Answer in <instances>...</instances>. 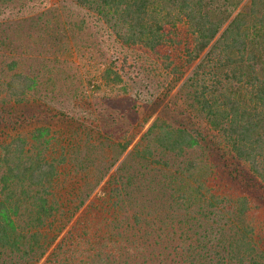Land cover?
I'll list each match as a JSON object with an SVG mask.
<instances>
[{"label":"trees","instance_id":"1","mask_svg":"<svg viewBox=\"0 0 264 264\" xmlns=\"http://www.w3.org/2000/svg\"><path fill=\"white\" fill-rule=\"evenodd\" d=\"M74 1L120 45L156 55L175 81L186 80L199 123L157 117L135 144L136 136L108 142L107 170L119 165L89 200L108 174L82 157L93 133L75 108L68 144L49 125L30 126L57 94L9 62L0 79L8 139L0 137V264H264V224L252 220L264 212V0ZM105 78L123 82L111 67ZM131 146L133 160L120 161ZM139 186L156 189L149 199ZM179 210L219 226L191 230L173 254L153 221L177 223Z\"/></svg>","mask_w":264,"mask_h":264},{"label":"rangeland","instance_id":"2","mask_svg":"<svg viewBox=\"0 0 264 264\" xmlns=\"http://www.w3.org/2000/svg\"><path fill=\"white\" fill-rule=\"evenodd\" d=\"M12 60L20 63V69L37 74L42 83L48 82V87L54 88L57 94L53 101L47 99L43 102L39 117H29L30 126L49 125L54 135L63 138L60 139L62 144H68L66 138H70L75 125L70 115L75 113V108L77 114L83 116L80 119L83 126L93 133L89 136L94 138L92 151L83 144L82 157L92 158L93 171L108 174L99 185L94 184L95 190L89 200L103 192L108 175L119 165L117 163L107 170L115 156L114 148L107 146L108 142L116 144L123 142L124 137L136 136L135 144L157 117L175 124L182 121L191 125L199 123L195 110L189 106L191 91L186 80L175 81L156 55L140 47L120 45L108 35L96 14L74 0L0 3V79L2 76L8 78L7 65ZM109 67L121 74L123 82L113 84L107 81L105 71ZM61 110L68 115H63ZM185 110H188L186 117L181 114ZM25 112L22 106H16L18 117L26 119ZM65 132L68 133L65 135ZM3 135L4 131L0 137ZM132 146L122 154L120 161L125 158L133 160ZM145 172L150 177L148 170ZM94 177L98 178V173ZM159 187L165 188L162 183ZM154 189V186L146 189L139 186L134 192L146 193L150 199ZM252 220L261 227L264 212H258ZM153 222L165 228L160 242H166L164 244L173 254L174 246L189 240L191 230L200 231L202 224H208L212 230L219 226L217 218L203 219L197 211L184 210L178 211L177 223L168 217L164 222ZM187 229L188 232H184ZM150 242H154L153 239Z\"/></svg>","mask_w":264,"mask_h":264}]
</instances>
